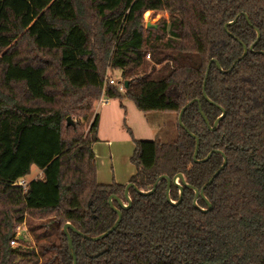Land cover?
Instances as JSON below:
<instances>
[{"label": "trees", "instance_id": "16d2710c", "mask_svg": "<svg viewBox=\"0 0 264 264\" xmlns=\"http://www.w3.org/2000/svg\"><path fill=\"white\" fill-rule=\"evenodd\" d=\"M148 11L168 16L147 27ZM212 60L224 72L212 63L208 101ZM103 95L177 114L174 141L134 138L142 190L178 173L203 188L224 156L197 161L196 137L197 159L226 154L205 189L211 209L187 186L169 202L163 179L149 194L130 188L116 230L85 237L116 222L111 195L125 200V184L97 177ZM200 105L212 125L226 111L216 130ZM68 222L78 264H264V0H0V264H73Z\"/></svg>", "mask_w": 264, "mask_h": 264}, {"label": "rangeland", "instance_id": "374dc122", "mask_svg": "<svg viewBox=\"0 0 264 264\" xmlns=\"http://www.w3.org/2000/svg\"><path fill=\"white\" fill-rule=\"evenodd\" d=\"M164 15L168 16L165 12L155 15L146 13L145 20L156 23ZM109 75L117 81L122 77L119 70L110 71ZM101 98H108L109 104H102ZM101 98L96 102L94 110L100 112L104 108L102 132L100 133L102 141H98L97 147V163L100 168L105 167L108 172L112 173L113 170L124 171L133 166L130 156L135 149L134 138L163 142H171L176 139L178 135L176 113H173V119L170 121L169 116L172 112L152 111L146 113L139 110L134 101L129 98H109L105 95ZM101 105H107V107H101ZM129 129L133 134L129 132ZM108 140H111L112 146L107 145ZM110 151L112 154H109ZM37 174L38 170L35 169L30 177L33 178ZM28 224H23L19 228V234L23 238L21 242L26 246H34L36 242L27 230Z\"/></svg>", "mask_w": 264, "mask_h": 264}, {"label": "water", "instance_id": "95a60500", "mask_svg": "<svg viewBox=\"0 0 264 264\" xmlns=\"http://www.w3.org/2000/svg\"><path fill=\"white\" fill-rule=\"evenodd\" d=\"M241 15H242V14H240L239 16H237L236 20H237ZM236 20H234V21L228 23V24L226 25V28L228 29V25L234 23ZM147 27H155V28H157V27H158V24H157V23H152L151 21H148V22H147ZM257 32H258V34H259V36H260V32H259V30H257ZM254 47H255V44L251 45L250 49H251V50H254ZM248 51H249V48H248V46L245 45V46H244V54L242 55V57H241L240 59H242L243 57H245V56L247 55ZM214 61H215V60H212V61L209 63V65H208V69H207V73H206V80H205V83H204V89H203V91H204V96H205V98H206L208 101H211V99L208 97L207 92H206V83H207V78H208L209 73H210L211 65H212V63H213ZM215 62H216V64H217L218 68H219L221 71L224 72V70H223L221 64H220L218 61H215ZM234 65H235V64H234ZM126 83H128V81H127ZM194 102H200V100H199L198 98H196V99L192 100L190 103H194ZM188 106H189V104H187L186 106H184V108L180 111L179 116H178V122H179V124H180L181 126H183L186 130H188V129H187V127L185 126V124L183 123V114H184V112L186 111V109H187ZM200 109H201L202 115H203V117H204V119H205V121H206V123H207L209 129H210V130H216V129L218 128V125H219L221 119L224 117L226 111L223 109V114H222V115H221V116H220V117L214 122V124L212 125V124L210 123V121L208 120V117L206 116L205 112L202 110V106H201V105H200ZM74 123H75V122H74L73 118H72L71 116H69V117H68V124L70 125V124H74ZM190 134H191V136L196 137V135H195L194 133L190 132ZM199 145H200V140H199L198 137H196V148H195V154H194V156H195V158H196L197 161H207V160L209 159V157H210L214 152L220 153V154H222V155L224 156V162H223L222 166H221V167L215 172V174L213 175V177L208 181V183H206V184L203 186V188L199 189V188H197V187H195V186L189 184V183L186 181V178H185V176H184L183 173H178V174H176L173 178H171V177H170L169 175H167V174H162L161 176H159V178H158L157 181L155 182L153 188H152L151 190H148V191H145V190L140 189V188H139L135 183H133V182H129L128 184H126V187H125V192H124L125 200L122 199V198H120V197L117 196V195H111L110 198H109V203H110L112 209H113L115 212H117V214H118V218H117L116 222L114 223V225H113L109 230H107L106 232H104V233H102V234H100V235H97V236H85V237L88 238V239L99 240V239H102V238L106 237L107 235H109V234H110L111 232H113L114 230H116L117 227H118V225H119V223H120V221L122 220V209H123V208H124V209H125V208H129V207L131 206V204H132V199H131V197H130V188H134L135 190H137L138 192H141V193L149 194V193H152V192H154V191L156 190V188H157L159 182H160L161 180H163V179H166V180H167V183H168V185H167V199H168L169 202L174 203V204L179 203V202L182 200V198H183L184 187L187 186V187L192 188V189L195 191L194 205H195L196 207L200 208V206H199V204H198V200H199V198H203V199L207 202V204H208V208H201V209L204 210V211H207V210L211 209V208H212V204H211L210 200L207 198V196H206V194H205V189H206V187H207L209 184H211V183L214 181V179L219 175V173H220V172L226 167V165H227V163H228V158H227L226 154H225L223 151H221V150H217V149H214V150H212V152H210V153L208 154V156L205 157L204 159H201V160H200V159H197V155H198V151H199ZM173 185H174V186H177V187L180 189V199L177 200V201H175V200H173V199L171 198V188H172ZM115 200L118 201L120 207H118V206L115 205V203H114ZM70 229H72V230H74V231H76V232H78V233H81V232H80V231H79V230H78V229H77L72 223H70V222H68V223L64 226V231H65V233H66L67 236H68L69 248H70L71 254H72L73 259H74L73 264H78V256H77V253H76V251H75V247H74V244H73V239H72V237H71V235H70V231H69ZM100 254H101V253L96 254L95 256H99Z\"/></svg>", "mask_w": 264, "mask_h": 264}, {"label": "crops", "instance_id": "0c3cea01", "mask_svg": "<svg viewBox=\"0 0 264 264\" xmlns=\"http://www.w3.org/2000/svg\"><path fill=\"white\" fill-rule=\"evenodd\" d=\"M149 13H151V11H148ZM109 104V103H108ZM107 107V105H101V107ZM105 107V108H106ZM103 111H96L95 113L99 114V121H100V127H99V133H98V141H102V138L100 137V133L102 132V121H103V112H104V108H102ZM170 117V121L173 119V113L169 116ZM173 132L175 133V131L173 130ZM96 142L94 144V151L96 154V160H97V154H98V143ZM107 145H113L111 144V140L107 141ZM111 152V151H110ZM109 154H112V152ZM131 155V154H130ZM133 155V153H132ZM132 155L130 156V158L132 157ZM132 163V162H131ZM133 166H130V168H126L124 171L121 170H113V172H108V170H106V168H100V166L97 163V167H98V171H97V177H98V181L101 184H111L114 181L119 182L120 184H128L130 182L131 177L136 173L137 169L136 166L132 163ZM39 174V173H38ZM37 174V175H38ZM28 178H32L30 176H28Z\"/></svg>", "mask_w": 264, "mask_h": 264}, {"label": "built area", "instance_id": "2783aa9c", "mask_svg": "<svg viewBox=\"0 0 264 264\" xmlns=\"http://www.w3.org/2000/svg\"><path fill=\"white\" fill-rule=\"evenodd\" d=\"M111 83H114V79L110 80ZM123 88V86H122ZM101 103L102 104H108L109 103V99L108 98H101ZM19 185H23V186H27L28 181L26 179H21L20 181H18ZM12 244H15V241L12 242Z\"/></svg>", "mask_w": 264, "mask_h": 264}, {"label": "bare ground", "instance_id": "6f19581e", "mask_svg": "<svg viewBox=\"0 0 264 264\" xmlns=\"http://www.w3.org/2000/svg\"><path fill=\"white\" fill-rule=\"evenodd\" d=\"M147 13H149V12H147Z\"/></svg>", "mask_w": 264, "mask_h": 264}]
</instances>
